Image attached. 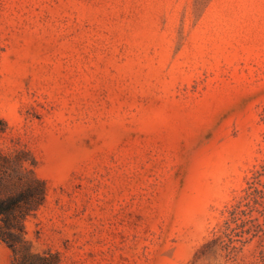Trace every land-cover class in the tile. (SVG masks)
I'll return each mask as SVG.
<instances>
[{
    "label": "rangeland",
    "instance_id": "374dc122",
    "mask_svg": "<svg viewBox=\"0 0 264 264\" xmlns=\"http://www.w3.org/2000/svg\"><path fill=\"white\" fill-rule=\"evenodd\" d=\"M0 119L35 253L264 264V0H0Z\"/></svg>",
    "mask_w": 264,
    "mask_h": 264
},
{
    "label": "trees",
    "instance_id": "16d2710c",
    "mask_svg": "<svg viewBox=\"0 0 264 264\" xmlns=\"http://www.w3.org/2000/svg\"><path fill=\"white\" fill-rule=\"evenodd\" d=\"M7 124L0 119V136ZM25 153L15 156L0 150V242L14 253V264H60L59 256L35 253L26 238L25 221L44 203L45 183L27 167Z\"/></svg>",
    "mask_w": 264,
    "mask_h": 264
}]
</instances>
